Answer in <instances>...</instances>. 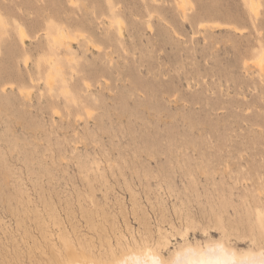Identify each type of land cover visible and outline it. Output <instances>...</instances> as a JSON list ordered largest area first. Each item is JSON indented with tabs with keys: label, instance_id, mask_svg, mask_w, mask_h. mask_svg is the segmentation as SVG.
<instances>
[{
	"label": "rangeland",
	"instance_id": "374dc122",
	"mask_svg": "<svg viewBox=\"0 0 264 264\" xmlns=\"http://www.w3.org/2000/svg\"><path fill=\"white\" fill-rule=\"evenodd\" d=\"M187 243L264 251V0H0V264Z\"/></svg>",
	"mask_w": 264,
	"mask_h": 264
},
{
	"label": "bare ground",
	"instance_id": "6f19581e",
	"mask_svg": "<svg viewBox=\"0 0 264 264\" xmlns=\"http://www.w3.org/2000/svg\"><path fill=\"white\" fill-rule=\"evenodd\" d=\"M258 5H259V0H251V9L253 11L258 12ZM117 23H118L117 25L118 34L122 36V30H123L122 23L119 21ZM24 37H25V32L24 30L21 29L20 38L22 42H23V39H25ZM64 37H65V34L60 31L59 36L57 38H60L63 46L66 47L68 44L64 40L65 39ZM58 62H61V61H58ZM58 62L56 63L55 69L50 67V69L46 73V77H45L46 86L48 87L50 93H51V90L53 91L56 82L59 81L57 77L59 78V76H61L62 79L64 78L63 71L56 72V70H58L59 67H62L61 63H58ZM257 63L262 67L263 58L260 57L259 59H257ZM65 89H66L65 87H64V90L61 89L62 92L64 93V96L68 93L67 91L68 89L67 90ZM72 102L74 103L78 102V97H76V95L72 96ZM166 236L164 235V233L163 234L159 233V236H158L159 241L158 240L157 241L159 242L160 246L162 245V248L168 245V242H167L168 238ZM187 244L183 245L185 247H181L182 246L181 245L180 246L181 250L176 249L178 253L175 252V254L173 253L170 254L172 255L170 257L172 259L169 260V262L168 260L165 261L163 259L164 256L163 257L161 256L162 253L159 252L161 254L160 255L157 250L153 249V246L151 248V246H148V245H145L144 247L122 248V250H119V252L118 251L116 252V250L114 251L113 249V250H110L111 253L108 251L110 255H107V254L96 255L95 253L88 252L86 250H82L81 253H77L75 250L70 249L69 256H71L72 258L69 263H67L66 261L60 260V258L63 257L62 255H59V257L55 256V258L51 259L50 262L51 264H264V251L262 249H260L259 252H252V253L250 252L251 254L249 253L245 257L244 256L240 257L236 255L233 252V250L231 249L229 250L224 244H220V243L209 245V246L206 245V247L195 246L196 248L192 247V245H189V244L187 245Z\"/></svg>",
	"mask_w": 264,
	"mask_h": 264
}]
</instances>
